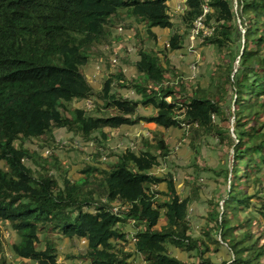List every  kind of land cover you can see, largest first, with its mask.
I'll return each mask as SVG.
<instances>
[{
    "label": "trees",
    "instance_id": "1",
    "mask_svg": "<svg viewBox=\"0 0 264 264\" xmlns=\"http://www.w3.org/2000/svg\"><path fill=\"white\" fill-rule=\"evenodd\" d=\"M184 2L180 32L165 0H0V161L4 162L0 166V221L15 230L18 241L12 240L10 248L26 261L23 264H60L54 237L86 240L85 250L77 258L88 264H129L137 258L142 264H194L191 259L168 254L167 245L189 253L198 248L201 254L210 240L230 250L233 259L229 264H264V243L256 246L261 234L258 229L254 234L250 227L256 216L244 218L249 228L243 235L233 231L234 224L241 223L239 205L247 204L252 196L260 199L259 213L264 216V189L257 175L264 164V121L259 122L264 115V0H236V13L233 0ZM203 4L209 7L204 22L211 34L200 46H213L218 53V81L234 98V110L229 109L231 132L213 122V114L220 111L219 100H213L199 83L189 82L168 57L169 52L184 48L185 33L202 14ZM127 18L142 24L152 39L156 38L153 27L171 28L167 45L148 50L138 32L137 75L128 79L122 72L111 74L96 92L82 67L93 53L100 54L99 46L110 38L111 28ZM236 19L245 34L241 49L234 54ZM259 23L263 31L257 29ZM255 35L259 39H253ZM250 42L258 47H251ZM113 86L133 88L138 97H123ZM94 95L101 100L97 115L72 105L75 99ZM138 106L155 111L139 115ZM104 108L111 112H101ZM140 120L165 128H186L192 140L206 132L232 148L229 188L223 193L212 191L207 225L194 238L188 207L201 191H194L190 180H185L188 194L180 197L170 178L153 175V167L167 161L173 152L162 136L153 141L142 138L144 149L137 153L129 148L110 150L116 156L114 161L106 167L85 164L81 177L74 181L51 172L54 165L60 170L52 145L54 131L64 129L85 142L93 138L105 147L104 128L120 129ZM48 139L51 151L45 158L24 145L25 141ZM35 156L42 160L37 167L24 163ZM224 176L226 182L227 171ZM240 178L245 187L235 191ZM162 182H166V191L151 190L152 184ZM251 185L255 188L252 195L246 192ZM113 203L121 204L125 216L134 221L135 241L126 237L124 224L117 226L127 220L110 212ZM225 203L231 213L235 211L231 216L225 213ZM217 230L218 236H214ZM39 234L45 238L42 249L35 246ZM2 250L0 240V264H6ZM193 256L195 264H212Z\"/></svg>",
    "mask_w": 264,
    "mask_h": 264
},
{
    "label": "rangeland",
    "instance_id": "2",
    "mask_svg": "<svg viewBox=\"0 0 264 264\" xmlns=\"http://www.w3.org/2000/svg\"><path fill=\"white\" fill-rule=\"evenodd\" d=\"M184 0H168L169 6L171 7V18L176 26H181L179 20V14L184 9ZM233 11L237 8L236 0H233ZM238 13V10H237ZM235 24V23H234ZM121 29L117 31L112 42L107 43L106 46H101L100 49H104V54L100 57L98 54H94V57L90 59L87 65L82 67V71L91 84L94 91H99L102 86L103 80L110 74L109 71H113L118 64H126L121 60L137 59V52L134 49L133 39L131 32L134 28H137L138 24L135 22H122ZM236 30L233 33V43L231 46L232 51L237 53L242 46V36L245 34L240 21L236 19ZM192 26V24H191ZM257 29H261V23L258 24ZM127 30V31H125ZM162 32V34H161ZM165 30H157V37L147 43L150 45L148 48L153 49H164L167 38L163 33ZM169 33V30H168ZM253 39H259V35L252 37ZM152 43V44H151ZM262 43V42H261ZM251 47L257 48L255 43L250 42ZM166 48V47H165ZM170 63H172L177 69L183 72L184 77L188 78L189 82L199 83L205 91H209L210 97L213 100H219L220 111L219 113L213 114V122L217 124L222 130L230 129L232 131L233 117L229 113V109H233L232 92L229 88L226 91L221 89L223 83L218 81L219 70L216 61L218 60V53L213 46H187V49L181 48L176 51L168 53ZM236 60V59H235ZM116 61V62H115ZM216 63V64H215ZM236 62H234L235 64ZM215 64V67H212ZM237 64V63H236ZM235 64V65H236ZM106 66V67H105ZM127 66L122 68L127 78L135 77L137 75L136 69L133 63H128ZM111 69V70H110ZM235 70V69H234ZM233 70V71H234ZM114 91H118L123 97L134 98L135 92L132 89L125 87L116 88ZM180 93H182L180 91ZM264 96V95H263ZM221 99V100H220ZM101 104V100L97 96H93L92 99L74 102V106L77 108L87 109L89 113L95 115L99 114L98 107ZM102 108V106H101ZM154 109L152 107H138L140 114L152 113ZM101 112H111L106 108L102 109ZM245 119H249L245 117ZM264 121V115L261 114L259 122ZM143 127L144 129H141ZM264 129V127H263ZM106 134L103 145L99 146L98 143L92 138L91 141L85 142L77 136H72L71 132H67L64 129H59L53 132V148H55V155L59 159L60 170L56 169V166L52 168V173L55 175H66L68 179L76 180L81 177L82 169L85 164H96L100 167H106L109 163L116 159L115 155H112L111 151L121 152L125 147H131L133 150L138 148L141 138H148L153 141V138L163 137L166 142L173 148L174 155H170L167 161H162L159 165L153 167V175H163L171 179L174 185L175 192L182 193L183 195L188 194V188L184 185L185 180H190V184L193 186L194 191L200 192L199 199L192 201L188 207V218L191 223V232H193V238L198 236L203 228L207 225L205 220L206 210L208 206V199L212 196V191L217 193L227 191L229 188V179L231 177V168L234 164L233 151L229 146L228 142H220L217 136L212 134L200 132L201 135L195 140H192L191 133L186 128H164L157 126L153 123L135 124L132 126H122L120 129L104 128ZM212 132V131H211ZM235 137V135H232ZM50 139L46 141L26 142L25 145L29 148L36 150L42 157H47L50 153ZM40 145V146H39ZM144 149L142 144L140 151ZM111 150V151H110ZM152 150V149H151ZM110 151V152H109ZM96 153L98 156H96ZM3 161H0V166H3ZM24 163L31 168H35L42 160L36 156L33 159H25ZM55 164V163H54ZM260 171L257 172L259 179L264 189V164H260ZM227 171V179L225 182V172ZM166 182L158 184V189L163 188ZM153 192L156 188L153 184L150 186ZM242 179L236 180L235 191L244 188ZM177 189V191H176ZM161 190V189H160ZM255 188L251 185L249 188L246 187L248 194H253ZM178 194V193H177ZM163 199L167 198L162 196ZM259 198L252 196L249 202L246 204L239 205L237 212L239 211L241 223L234 224L233 231L236 234H244L246 229L249 228L245 217L253 216L256 218L251 220L250 227L254 228L255 231L258 229L261 236L257 240L256 246H261L264 243V216L259 213L260 204ZM221 202V201H220ZM225 203L224 206H226ZM225 208V207H224ZM236 209V207H232ZM225 213L227 216H231V207L226 206ZM161 224L166 222L163 219ZM1 236L0 240L4 250V255L7 262L14 264H23L22 260H15L13 254L10 251V242L13 240L17 241L18 236L12 226L6 221H0ZM263 233V234H262ZM218 236V230L214 234ZM214 238V237H212ZM56 242V258L60 264H88L86 259L77 258V255L83 253L86 247L85 240L68 239V238H55ZM44 235L39 234V240L35 246L38 249L44 247ZM207 241V239H206ZM208 242V248H201V254L199 249L193 250L191 253L188 251H181L171 244L167 245L168 254L178 259L185 260L191 259L192 263H196V256L201 260H209L212 264H222L227 261V264L233 259L230 250L225 246L219 247L215 245L212 240ZM74 255L75 257H68V255ZM264 257V256H263ZM139 258H137L131 264H139ZM136 262V263H135ZM28 264H34L30 261Z\"/></svg>",
    "mask_w": 264,
    "mask_h": 264
},
{
    "label": "clouds",
    "instance_id": "3",
    "mask_svg": "<svg viewBox=\"0 0 264 264\" xmlns=\"http://www.w3.org/2000/svg\"><path fill=\"white\" fill-rule=\"evenodd\" d=\"M165 2H166V4H168L169 5V3H168V0H165ZM183 3H184V7H185V2L183 1ZM203 5H205V4H203ZM207 6V8H208V11L203 15V6H202V14L200 15V17H202L203 18V23H204V26L206 27V28H208L209 30H210V33L208 34V35H205L204 37H202V41L201 42H199L198 41V38H200L201 36H202V29L201 30H199L198 31V33H197V35H196V37H195V39H191L190 38V36H191V34L193 33V30H194V26H195V22L200 18V17H198L197 19H195L194 21H193V23H192V26H190V28L187 30V32L185 33V38H184V48L185 49H187V46H189V47H193V46H200L203 42H204V39H205V37L206 36H209L210 34H211V28L209 27V26H207L206 24H205V22H204V20H205V15L209 12V7H208V5H206ZM169 8H170V10H169V15H170V17H171V14H170V12H171V7L169 6ZM124 10H121V12H123ZM182 11H183V9L181 10V12H180V14H179V20H180V15L182 14ZM235 13H236V9H235ZM239 20V19H238ZM124 21H126V22H135L134 20H132V18H127V19H125V20H123V21H121V22H119V23H116L114 26H113V28H111V36H110V38L106 41V43H104V44H102L101 46H106V44L107 43H111L112 42V44H114V39H115V36H116V34H117V31L118 30H120L121 29V23L122 22H124ZM171 21H172V18H171ZM181 22V21H180ZM135 23H137V22H135ZM172 23H173V21H172ZM138 24V26H137V28H134L133 29V31L131 32V37H132V39H133V46H134V49H137V43H138V32H141L142 33V36H143V38L145 39V47L149 50V48H148V46L150 45V43L148 44L147 42L148 41H151V40H153L151 37H149L148 35L146 36V33H145V31L142 29V24H140V23H137ZM173 25L176 27V28H178L179 29V31L181 32L182 30H183V26H182V23H181V26L179 27V26H176L174 23H173ZM157 30H165L166 31V33L164 32L163 34L165 35V37L167 38V41H168V38H169V35L171 34V32H172V29L171 28H165V29H160V28H157V27H153L152 28V31L155 33V35H156V37H157ZM168 30H169V33H168ZM125 31H127V30H125ZM167 41H166V44H165V46L167 45ZM152 44V43H151ZM101 46H99V51H100V54H98V53H96V54H98L100 57L104 54V49H100V47ZM200 47H204V46H200ZM181 49V48H180ZM177 50H179V49H177ZM174 51H176V50H174ZM94 54L95 53H93L91 56H90V58H89V61H88V63L90 62V59L92 58V57H94ZM137 57L139 58V56L137 55ZM137 58V59H138ZM137 59H135V60H137ZM135 60L134 59H132V58H130L128 61H130V63H133L134 64V62H135ZM122 62H125L126 64H118V65H116L115 66V68H113V71L111 72V71H109L110 72V74L108 75L109 77H110V75L111 74H115V73H117V72H122L123 74H124V72L122 71V68L124 67V66H126V67H128L127 66V62H126V60L124 61V60H121ZM116 62V61H115ZM87 65V64H86ZM106 67V66H105ZM134 67H135V65H134ZM129 68V67H128ZM136 69V68H135ZM111 70V69H110ZM129 70H130V68H129ZM130 71H132V70H130ZM82 73H83V71H82ZM84 74V73H83ZM85 76V75H84ZM108 76H106V77H108ZM124 76H125V74H124ZM126 77V76H125ZM86 78V77H85ZM127 78V77H126ZM132 78V77H131ZM129 79V78H128ZM87 80V79H86ZM89 83V82H88ZM90 84V83H89ZM113 84H114V82H113ZM91 85V84H90ZM92 87V86H91ZM93 88V87H92ZM113 88L115 89V86H113ZM94 90V89H93ZM136 97H138L137 96V94L135 95V98ZM93 98V96L91 97V98H88V99H84V100H89V99H92ZM77 101H83V100H74L73 101V103H72V105L74 106V102H77ZM76 107V106H75ZM138 107H142V106H138ZM138 107H137V112H138ZM145 108V107H144ZM153 108V107H152ZM154 109V108H153ZM155 111V110H154ZM153 111V112H154ZM152 112V113H153ZM139 113V112H138ZM137 114V113H136ZM139 115H141L140 113H139ZM142 115H151V113H149V114H142ZM138 123H140V124H142V123H153V122H144V121H142V120H140ZM137 123V124H138ZM156 124V123H155ZM135 125V124H134ZM157 125V124H156ZM124 126H132V125H124ZM158 126V125H157ZM160 127H162V126H160ZM165 128V127H164ZM142 138H144V137H142ZM141 138V139H142ZM26 142H29V141H25V143ZM142 140H141V142L139 143V145H138V148L136 149V150H133L131 147H125L124 148V150L126 149V148H129V149H131V150H133L135 153H137L138 151H139V149L141 148V146H142ZM25 143H24V145H25ZM29 143H32V142H29ZM32 144H35V143H32ZM26 146V145H25ZM26 147H28V146H26ZM29 148V147H28ZM25 160V159H24ZM27 160V159H26ZM158 184H160V183H158ZM158 184H156V185H153L157 190H160V189H158ZM160 191H163V190H160ZM92 209V208H91ZM109 210H110V212L114 215V216H116V217H126V222H129V223H132L133 224V220L131 219V217H128V216H125V208H123L122 206H121V204H117V203H113L112 205H111V207L109 208ZM89 211H91L92 213H94L95 212V210L94 209H92V210H89ZM117 226H119V223H117ZM13 240V239H12ZM77 240H82V241H84V239H77ZM131 240L132 241H135L136 240V238H134V237H132L131 238ZM15 241V240H14ZM17 241H18V239H17ZM85 242H86V240H85ZM10 251H11V249H10ZM11 253L13 254V252L11 251ZM13 256H14V258H15V260H22L21 258H19V257H17V256H15L14 254H13ZM2 257L4 258V260H5V262H6V264H14V263H12V262H7V260H6V258H5V255H4V250H2ZM23 261V263H26V261L25 260H22ZM88 261V260H87ZM58 262V261H57Z\"/></svg>",
    "mask_w": 264,
    "mask_h": 264
},
{
    "label": "built area",
    "instance_id": "4",
    "mask_svg": "<svg viewBox=\"0 0 264 264\" xmlns=\"http://www.w3.org/2000/svg\"><path fill=\"white\" fill-rule=\"evenodd\" d=\"M208 11V8L206 5H203V15ZM202 29V36L200 38H198V41L201 42L202 41V37H204L205 35H208L210 33V30L208 28H206L204 26L203 23V18L200 17L196 22H195V26H194V30L193 33L191 34L190 38L191 39H195L197 33L199 30Z\"/></svg>",
    "mask_w": 264,
    "mask_h": 264
},
{
    "label": "crops",
    "instance_id": "5",
    "mask_svg": "<svg viewBox=\"0 0 264 264\" xmlns=\"http://www.w3.org/2000/svg\"><path fill=\"white\" fill-rule=\"evenodd\" d=\"M161 34H162V32H161ZM143 124V123H142ZM141 129H144L143 127H141ZM170 146V145H169ZM170 148L173 150V148L170 146ZM171 155H174V152H172L171 153ZM170 156V155H169ZM163 183V182H162ZM187 187V186H186ZM188 188V187H187ZM161 190H163V191H166L167 190V186H166V183H165V186L163 187V188H160ZM176 191H177V189H176ZM177 193H178V195L180 196V197H182V196H186V195H183L182 193H179L178 191H177ZM123 224H124V226H123ZM119 226H123V230L125 231V232H127V238L129 239V240H131V238L130 237H132V231L134 230L133 229V224L132 223H129V222H124V223H122V225H121V223H119ZM122 228V227H121ZM132 241V240H131ZM134 262V261H133ZM136 263V262H135ZM139 264H142L141 263V261H139L138 262ZM129 264H131V263H129Z\"/></svg>",
    "mask_w": 264,
    "mask_h": 264
},
{
    "label": "water",
    "instance_id": "6",
    "mask_svg": "<svg viewBox=\"0 0 264 264\" xmlns=\"http://www.w3.org/2000/svg\"><path fill=\"white\" fill-rule=\"evenodd\" d=\"M221 203V202H220Z\"/></svg>",
    "mask_w": 264,
    "mask_h": 264
}]
</instances>
